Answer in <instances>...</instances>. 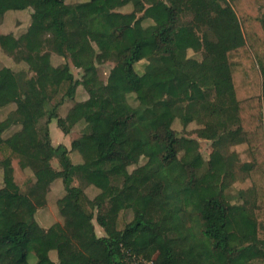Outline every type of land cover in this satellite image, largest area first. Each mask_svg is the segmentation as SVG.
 I'll return each mask as SVG.
<instances>
[{"label": "trees", "instance_id": "obj_1", "mask_svg": "<svg viewBox=\"0 0 264 264\" xmlns=\"http://www.w3.org/2000/svg\"><path fill=\"white\" fill-rule=\"evenodd\" d=\"M221 1L0 0V47L14 63L27 65L19 71L0 67V88L9 84L0 109L16 104L0 119V167L16 154L35 178L27 193L15 180L3 178L0 264H128L129 254L154 264H264V0H229L242 18L246 41L218 52L198 32L201 23L184 22L183 15H203L209 22L225 10ZM36 4L45 11L37 13ZM129 4L133 21L119 22L117 9ZM9 18L16 20L15 29L2 32ZM178 30L184 33L181 41ZM18 31L23 32L14 35ZM63 35L74 46L70 56L63 52ZM11 36L21 41L19 48L13 47ZM189 50L201 52L202 58L189 56ZM53 52L70 59L82 71L81 78L69 62L53 65ZM143 60L140 72L136 66ZM107 62L115 64L117 74L103 80L98 66ZM218 64L226 66V76L213 75ZM48 65L58 72L43 79L38 73ZM166 70L172 78L160 79ZM80 87L84 97L70 107L67 118L73 126L84 124L82 134L71 149L55 146L50 124L54 119L61 124L58 108L75 99ZM21 101L31 103L30 114L22 111ZM169 116L186 126L204 124L197 134L205 139H216L233 126L243 133L253 163L246 168L260 194L255 213L247 199L231 204L220 191L218 178L231 166L217 150L204 172L192 170L185 180L178 179L181 154L190 147L165 122ZM45 117L48 122L41 127ZM97 136L104 141L96 142ZM158 145L160 164L147 161L130 170L137 163L136 149L156 151ZM54 157L59 169L52 165ZM72 172L78 185L69 186ZM103 179L110 181L105 189L98 185ZM55 183H61L64 194L57 201L60 221L50 225L56 236L49 238L37 209L45 207ZM88 186L99 189L94 197ZM173 192L185 195L184 208L173 205ZM22 197L34 202L35 209H10ZM238 215L243 217L232 221ZM190 216L198 217L202 236L192 229ZM84 221H96L105 234L89 238L85 231L67 228ZM219 253L226 258L219 259Z\"/></svg>", "mask_w": 264, "mask_h": 264}, {"label": "rangeland", "instance_id": "obj_2", "mask_svg": "<svg viewBox=\"0 0 264 264\" xmlns=\"http://www.w3.org/2000/svg\"><path fill=\"white\" fill-rule=\"evenodd\" d=\"M6 1V0H1ZM71 2H77L81 0H70ZM126 0H117V4H122ZM228 1V2H227ZM221 1V5L225 10L212 19L209 22L204 21L203 15H197L196 18L190 14L183 15V21L189 22L195 20L200 22L201 25L197 28L201 36H208V38L214 44L216 50L225 51L231 47L241 45L246 41L243 26L242 18L232 6L229 0ZM35 9L37 13H42L45 11V7L41 4H36ZM133 6L131 4L119 7L117 9V20L119 22H132L133 18L129 14L132 11ZM19 13H16L18 15ZM23 28L26 29L28 24V19L24 18L22 21ZM20 23V22H19ZM18 23V24H19ZM16 20L14 18H9L6 25L2 27V32L9 33L11 30L15 29ZM25 29L23 31H25ZM22 31V32H23ZM14 33V35H20L22 33ZM176 37L178 41H181L184 38V33L182 30L176 32ZM12 44L14 48H19L21 46V41L11 36ZM64 47L63 52L67 55H72L75 52L74 46L67 35H63ZM189 56L196 57L198 59L202 58L201 52H196L193 50L188 51ZM65 62L71 63L70 59L64 58L63 56L58 55L57 53H52V63L55 66L61 65ZM146 63V60L141 61L137 66L138 71L143 70V66ZM10 66L14 70H26L27 65L25 63H14L12 57H10L1 47H0V67ZM71 69L76 78H81L82 71L76 68L71 63ZM98 71L103 80H109L111 77L117 74V67L114 63L107 62L100 64L98 66ZM58 72V68L53 66H45L41 71H39V76L43 79H50ZM228 74V70L225 65L218 64L213 70V75L215 77H224ZM28 76H33L34 72H28ZM172 78V74L169 70H166L161 74L160 79L169 80ZM9 84L0 88V98L4 96L7 92ZM84 89L80 87V91L75 97V99H67L63 105L58 108V115L62 119L61 124H58V120L54 119L50 124L51 139L52 143L56 146L58 144L66 145L71 149L72 141L79 138L82 134L83 123L72 125L67 118L69 109L73 104L84 97ZM156 92V89L152 90ZM214 98V97H212ZM20 106L22 111L25 114H30L33 111V106L30 102L21 101ZM16 108V104H10L7 107L0 109V119H4L9 112L13 111ZM48 108V105H47ZM172 116L166 118L165 122L172 124L173 128L178 131V135L184 140V142L190 147L186 152L181 154V165L177 170V177L180 181H183L187 178L188 174L192 170H198L200 173L204 172L207 168L208 160L211 157V154L214 150H217L221 156L224 157V160L230 164L231 171L228 173L221 174L218 178V185L220 191L223 192L228 202L231 204H242L245 199L250 203V209L253 213L258 208V201L260 200V194L257 195L252 187V182L249 178V169L246 168V164L252 161V155L250 150L247 147L245 137L243 133L237 130L235 126L231 130H223L217 136L216 139H205L201 138L197 134V129L205 126L204 124H199L196 121L189 123L187 126L184 125L180 118H176L173 121ZM223 116H217L218 121H222ZM173 121V122H172ZM48 122V118L45 117L40 121V126ZM20 126H13L10 130L5 133V136L11 135L13 132L18 130ZM67 131V133H65ZM96 142L104 141L103 136H97L95 139ZM84 149V148H83ZM162 150V145H158L156 151H152L147 147L138 148L135 150V157L137 163L130 166V170L145 164L147 161L160 164L158 152ZM71 152V158L74 163H77L80 159L78 158L75 151ZM253 165V163H250ZM52 165L54 168L59 169L60 164L56 157L52 159ZM9 178L15 180L22 192H26L30 189L32 184L35 181L33 172L29 168H24L20 164V157L18 155H13L12 159L4 166L0 167V187L3 184V178ZM69 186L78 185L80 181L72 172L71 177L68 180ZM110 184L108 179H103L98 182L100 188H107ZM88 193L91 197H94L99 191L95 186H88ZM252 190V192H251ZM64 194V189L61 183H55L48 192L47 203L45 207L37 209V218L39 222L48 229L47 237L53 238L56 236V230L51 228L50 225L59 219V211L57 209V201ZM172 203L173 205L184 208L185 205V195L182 192H173L172 194ZM68 200V199H65ZM66 201L62 200L61 203L65 204ZM36 205L28 197H22L17 200L12 201L10 209H22V208H31L35 209ZM239 216V215H238ZM238 216L232 218V221L239 220ZM130 217V214L128 215ZM85 224V225H84ZM189 224L192 229L198 236L201 235L200 224L197 216H190ZM94 225V226H93ZM250 223L247 224V229L250 228ZM77 227V228H76ZM67 228L70 231H76L80 229L85 231L89 238H95L97 235H104L105 232L103 228L98 227V223L94 221V224L84 222H71L67 224ZM219 259L224 260L226 255L223 253L218 254ZM33 259V258H32ZM236 263V262H235ZM240 264H244L243 260H239ZM82 264V263H80Z\"/></svg>", "mask_w": 264, "mask_h": 264}, {"label": "built area", "instance_id": "obj_3", "mask_svg": "<svg viewBox=\"0 0 264 264\" xmlns=\"http://www.w3.org/2000/svg\"><path fill=\"white\" fill-rule=\"evenodd\" d=\"M128 264H154V260H149L144 257H138L133 254H129Z\"/></svg>", "mask_w": 264, "mask_h": 264}, {"label": "crops", "instance_id": "obj_4", "mask_svg": "<svg viewBox=\"0 0 264 264\" xmlns=\"http://www.w3.org/2000/svg\"><path fill=\"white\" fill-rule=\"evenodd\" d=\"M242 217H243L242 215H239V216H238V219H241ZM98 227H99V225H98ZM78 230L80 231V229H78ZM97 236H98V235H97ZM99 236H101V235H99ZM102 236H103V235H102ZM235 262H236V263H235ZM235 262H234L235 264H240L238 260L235 261Z\"/></svg>", "mask_w": 264, "mask_h": 264}]
</instances>
